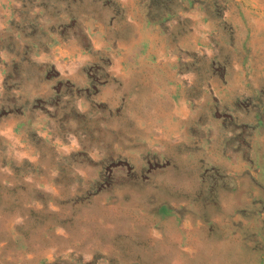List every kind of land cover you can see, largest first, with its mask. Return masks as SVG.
<instances>
[{
  "label": "rangeland",
  "instance_id": "1",
  "mask_svg": "<svg viewBox=\"0 0 264 264\" xmlns=\"http://www.w3.org/2000/svg\"><path fill=\"white\" fill-rule=\"evenodd\" d=\"M0 264H264V0H0Z\"/></svg>",
  "mask_w": 264,
  "mask_h": 264
}]
</instances>
